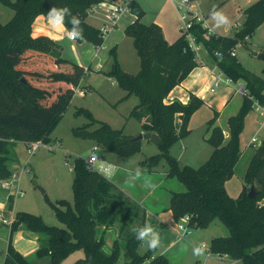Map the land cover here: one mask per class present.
Here are the masks:
<instances>
[{
  "label": "trees",
  "instance_id": "trees-1",
  "mask_svg": "<svg viewBox=\"0 0 264 264\" xmlns=\"http://www.w3.org/2000/svg\"><path fill=\"white\" fill-rule=\"evenodd\" d=\"M102 1L0 0V4L14 10L8 21H0V180L13 172L16 154L12 143L51 141V134L85 73L80 65L63 57V48L57 40L33 34L36 18L39 15L56 18L74 31L80 41L89 40L101 46L105 34L89 23L87 16ZM130 6L136 18L126 26L125 33L133 39L141 67L135 74L126 71L113 47L110 53L114 62L108 74L127 91L126 97L134 94L139 98L130 115L142 121L143 130L161 138L160 152L142 160L141 167L151 171L165 159L168 176L185 185V190L172 194L170 209L176 221L190 215V225L206 228L218 219L229 229V234L211 239V252L227 254L240 264H264V140L249 162L241 194L235 198L226 189L242 153L240 134L247 112L255 100L264 104V78L247 69L232 55V50L240 42L247 43L246 37L250 38L264 23V0L244 9L241 28L233 35L211 33L206 37L208 28L198 22L192 30L197 42L206 48L207 58L222 73L235 82H245L243 104L228 118L229 136L215 124L216 115L208 121L207 141L213 151L198 167L181 165L170 147L190 133L189 120L204 100L194 93L187 103L170 100L168 96L202 62L184 33L169 42L159 24L142 20L145 10L137 0H132ZM257 55L264 59V50ZM83 111L91 122L74 128L76 136L92 139L123 157L141 151V139H133L123 128H115L103 120L92 128L98 120L87 108L77 112ZM178 115L182 120L179 129ZM73 170L74 203L64 199L54 203L65 227L47 224L40 214L17 212L3 264H31L12 242L14 231L21 226L39 235L36 254L48 256L49 264H61L77 250H83L84 256L70 264H169L167 256L156 253L157 247H149L150 237L144 241L136 239L147 221V209L141 202L111 178L90 169L84 157L75 158ZM252 185L257 191L255 197L248 195ZM13 207L14 196L9 195L8 208ZM114 228L117 234L108 248L107 233Z\"/></svg>",
  "mask_w": 264,
  "mask_h": 264
},
{
  "label": "rangeland",
  "instance_id": "rangeland-1",
  "mask_svg": "<svg viewBox=\"0 0 264 264\" xmlns=\"http://www.w3.org/2000/svg\"><path fill=\"white\" fill-rule=\"evenodd\" d=\"M255 1L257 0H203V6L205 8L203 14L204 16L208 14L206 18L204 17V23L214 34L230 33L233 35L241 28V24L245 18L244 9ZM139 2L146 10L145 15L142 17L144 22L151 23L158 13H161L167 22L172 20V9L170 8L173 6L174 1L139 0ZM0 9V21L2 22L8 21L14 15V10L10 7L0 4ZM106 12V8L103 4H96L89 11L87 21L99 28L103 27L105 23H111V20L106 16ZM178 21L179 25H181V20L178 19ZM179 30L181 32L180 27ZM60 43L63 47L62 55L64 58L74 63L81 64V62L77 60V57L80 58L81 54L86 59L83 66L88 67L91 65V69L83 74L79 82L80 87L91 90L92 94L80 96L76 93L68 106L63 110V117L52 132L51 141L49 142L50 144H56L59 141L60 145H56V149L51 150L49 147L41 146L29 157L27 144L25 142L17 141L12 143L17 153V159L21 161L16 169L20 170L24 161L29 157L30 171L20 176L19 187L20 193H23L22 195H16V182L11 191H9L2 188V179L0 180V218L8 213H12L15 217L16 213L19 211H28L40 214L49 225L65 227L56 214L54 203L60 199L67 200L72 204L74 203L73 166L75 158L79 156L84 158L89 156L93 146L96 144L92 139H85L74 134V128L82 127L91 122V117L88 113L85 111L78 113V109H89L93 117L98 120L96 123L94 122V124H92V128L98 127L100 120L110 123L115 128H123L126 134L133 136L138 135L137 133L143 128L142 121L130 115L135 105L139 102V98L134 94L126 97L127 91L119 85L115 77L108 74L114 62V57L110 53V49L113 47L118 49V61L126 71L135 74L140 70V57L134 46L132 37L126 35L120 44L115 43L113 45L109 44L106 38L104 44L101 46H96L89 40L80 41L79 39L76 40L77 44H75V46L66 39L60 40ZM81 43L84 44L82 47L77 46ZM116 44L118 47L114 46ZM262 50H264V23L257 28L255 33L247 40V43L240 42L237 44L234 48V53L247 69L251 70L259 77L264 78V59L255 54L260 53ZM97 52L100 54L98 57H95ZM198 52L200 56H205L207 54L206 48L202 44H200V50ZM94 57L95 59L93 60ZM99 62L101 63L97 67ZM101 66L102 68L99 69ZM235 84L245 85V82L239 80L236 81ZM243 93H241L240 96H242ZM251 111L257 110L252 106L247 112L246 117ZM215 115L217 121L219 116L217 110L214 112V116ZM260 116L259 120L262 121L263 116ZM221 124L223 127L227 125L226 118L222 119ZM196 128L201 129L196 130L191 137L201 139L204 137L206 129L208 128V122ZM190 133L188 135H190ZM257 139H261V136L258 135ZM141 140V151L131 157H123L125 158L124 161L120 162L121 166L127 169L131 168L133 172L132 175H127L122 178V182L126 185H138L139 183H136V177L138 178L143 174L140 173V170L143 169L140 165L141 161L160 152L159 146L157 147L147 139ZM258 142L253 145L249 144L244 155L245 158L252 154ZM99 151L106 158L118 155L109 152L103 145H100ZM119 156L120 155H118V157ZM200 163L203 162L193 163L191 165L198 167ZM159 166L160 168H167L168 163L163 159ZM134 173H137L136 176ZM179 184L182 186L183 190L186 189L183 183ZM164 186L161 190L166 192V199L170 201V188ZM124 190L126 189L124 188ZM138 191H142L140 186H138ZM10 194L14 195V207L12 210L7 208L8 195ZM155 195L157 194L154 193L153 197ZM188 230L190 231L189 237L165 255L169 259V264H223L221 258L229 260L232 264H239L230 256H223L220 253L211 252L210 250L209 258L206 256L207 252H203V255L200 256L195 254L196 249H200L202 243H206L210 248L211 238L214 235L229 234V229L220 220L215 219L206 228H198L190 225ZM113 231L115 232V228ZM10 237L11 225L3 223L2 219H0V264L4 263ZM33 241L34 237L32 231L24 226L14 231L12 236L13 245L21 248L32 264H49L50 258L48 256H37L35 249L36 245L32 247ZM39 246L40 241L38 247ZM83 255V250H77L65 258L61 264H70V262L75 261Z\"/></svg>",
  "mask_w": 264,
  "mask_h": 264
},
{
  "label": "crops",
  "instance_id": "crops-1",
  "mask_svg": "<svg viewBox=\"0 0 264 264\" xmlns=\"http://www.w3.org/2000/svg\"><path fill=\"white\" fill-rule=\"evenodd\" d=\"M137 1L139 2V0ZM170 9H172L171 21L167 22L162 16V14L158 13L154 21H152L151 23L154 22L159 24L164 32L166 39L169 42H174L181 35V32L179 30L180 25L178 21V19L180 18H179V12L175 6V2H173V6ZM203 11L205 12L204 6H203ZM205 15L206 17L208 16V14ZM135 18L136 16L134 14H130L122 17L118 21L116 27L111 29V32L108 35H106L105 38L107 39V42L111 45L115 43L120 44V42L127 35L125 33L126 26ZM67 31L68 29L66 28V26L62 21L52 17L47 18L44 15H39L33 24V34L35 36L42 34L49 35L53 39L57 40L59 43L60 40L66 39L75 46V44H77L76 43L77 39L76 40L70 39L67 34ZM226 34L232 35L230 33H226ZM117 44L114 46L118 47ZM82 45L84 44L81 43L78 44L77 46L82 47ZM99 54L100 53L97 52L95 54V57H98ZM95 57L93 58V60L95 59ZM201 58H202L201 65L195 67L187 75V77L183 80V82L180 85H177L170 92L168 96V99L170 100L179 99L183 103H187L190 99V94L194 93L204 100V104L193 113V115L189 120L188 125L190 127L189 129L191 130L190 135L185 136L184 138H180L177 142H175V144L170 149L171 154L178 158L179 163L181 165H186V164L191 165L193 163H198V162L204 163L212 154L213 147L207 141V137L210 131L207 128L204 137L201 139L193 138L191 137V135L195 133L196 130L201 129L196 127H200L204 124H207V122L214 116L215 110H217L219 112V116L215 124L216 125L219 124L222 126L221 124L222 119L226 118L227 125H224V127L222 126V128L224 130L225 135L228 137L230 133L228 118L239 111L244 100L243 91L237 88L239 85H236L235 82L233 84H227L225 81L220 79V76L224 77L225 74L221 73V71L218 69L216 64L213 63L212 60L207 58V54L205 56L201 55ZM77 60L81 62V64L78 63V65L84 68L85 72L91 69V65H89L88 67L83 66V64L86 62V59L81 54H80V58L77 57ZM100 63L101 62L98 63L97 67L100 65ZM100 68H102V66L99 67V69ZM241 93H243L242 96H240ZM260 115L263 116L262 114ZM260 115L259 112L257 111H251L244 121V128L240 134V149L242 153L239 161L235 166L234 175L226 182V189L229 195L235 198L241 194L244 188V184H245L244 178L249 162L253 154L255 153L258 145H260L261 142L264 140V123H263V119L262 121L259 120ZM181 123L182 120L178 115L176 118V127L178 129L180 128ZM141 132H146V131L143 130L142 128V130L139 131L137 134ZM258 135L261 136V139L259 140L257 139ZM257 142L258 144L254 147L252 154H250L251 156L248 155V157L245 158L244 155L249 147V144L253 145L254 143ZM156 146L158 147V145ZM15 154L17 155L16 152ZM104 158L110 162L115 163L118 166L117 169L114 170L113 174L109 176V178H111L115 183H117L123 189L125 188L126 191L131 196H133L135 199H137L147 208L146 227H151L153 229V235L149 237L151 239L153 238L158 239V244L156 246L157 254L161 253L167 255L175 246L179 245V243L181 242H184V240L189 237V233L186 236L182 237V233L178 228V224H177L178 221H176L173 211L170 209L171 200L169 199L170 201H168V199H166V192L161 190L164 185L169 187L170 188L169 190L171 191L170 198H172L173 192L183 191L182 186H180L179 184L181 182L175 177L168 176V172H167L168 167L160 168L159 166L160 164H159L151 171L142 169L140 170V173L143 174H141V176H139L138 178L136 177L137 179L136 183L139 184L126 185L125 183L122 182V178L126 177L127 175H132L133 172L131 171L132 170L131 168L127 169L121 166L120 162H123L125 158H123V156H121L120 158V156L118 157V155H114L113 157H109V158L106 157ZM20 162H21L20 159H17L16 156L11 166L12 169L15 170L16 168H18ZM203 163H200V165H202ZM138 186L141 187L142 191H138ZM154 193L157 195L153 197ZM7 208H8V204H7ZM11 214L8 213L4 215L11 216ZM32 233L34 237L32 247L36 245L35 249L37 250L39 245V235L34 232ZM107 234H108L107 246L108 248H110L113 239L116 237L117 232L116 231L114 232L113 229H111L108 231ZM225 235L227 234L214 235L212 238L216 236H225ZM108 240L109 243L111 242L110 244L108 243ZM16 249L19 250L23 255H25L21 248L17 246ZM221 260L223 261V264H232V262H229V260L227 259L221 258ZM234 260H236V262L240 264V261H238L237 259Z\"/></svg>",
  "mask_w": 264,
  "mask_h": 264
},
{
  "label": "built area",
  "instance_id": "built-area-1",
  "mask_svg": "<svg viewBox=\"0 0 264 264\" xmlns=\"http://www.w3.org/2000/svg\"><path fill=\"white\" fill-rule=\"evenodd\" d=\"M131 1L132 0H104L101 2V4H103V6H105L106 8L107 11L106 16L111 20V23H105L103 27H100L104 32L105 37L111 31V29L116 27L118 21L122 17L133 14L130 6ZM173 1L175 2V6L179 12V18L181 20V25H180L181 32L185 34L186 38L189 41L190 46L197 53L198 58L202 60L198 52L200 50V44L197 42V38L192 30L195 27L196 22H198L201 23L203 27L208 28V31L206 32L205 35L206 37H208L211 33H213L211 29L204 23L205 22L204 19L206 18V15L204 16L203 14L204 12L203 0H173ZM67 34L70 39L72 40L77 39L74 31L68 30ZM246 38L249 39V36H247ZM216 54L219 57L221 56L219 52H216ZM232 55H235L234 49L232 50ZM220 79L225 81L227 84H233L235 82L232 78L226 75L224 77L220 76ZM237 88L245 92V88L243 84H239ZM76 93H78L80 96H85L87 94H91V90L77 86L75 89V94ZM253 106L260 114L263 115V123H264V104L255 100ZM26 144H27V152L30 157L32 154L36 152V150L39 147L46 146L49 147V149L54 150L57 148L58 145H60V142L58 141L56 144H50L44 142L43 140H35V141L27 142ZM99 150H100V145L95 144L89 156L85 157L84 160L86 161L90 169L96 170L109 177L110 175L113 174L114 170L117 169L118 166L115 163L106 160ZM29 157L24 161V164L20 168V170L18 169L13 170L12 174L8 178H5L4 180L1 181L2 188L11 191V189L13 188L16 182V195L23 194L20 193L19 181L21 174L30 171ZM1 219L3 223L12 225V223L15 220V217L13 215L11 216L3 215ZM190 220H191V216L185 215L178 222V228L182 233V237L186 236L189 233L188 227L190 226L189 224ZM200 250L202 252H207L206 256L210 257V252H209L210 248L206 243H202V245L200 246ZM221 255L228 256L227 254H221Z\"/></svg>",
  "mask_w": 264,
  "mask_h": 264
},
{
  "label": "water",
  "instance_id": "water-1",
  "mask_svg": "<svg viewBox=\"0 0 264 264\" xmlns=\"http://www.w3.org/2000/svg\"><path fill=\"white\" fill-rule=\"evenodd\" d=\"M255 54H257V53H255ZM22 80H24V79H22ZM133 139H136V140H138V139H147V140L155 143L158 146L161 143L160 136L157 133H154V132H141L138 135L134 136ZM256 194H257V191L255 189V185H252L248 195L250 197H255Z\"/></svg>",
  "mask_w": 264,
  "mask_h": 264
},
{
  "label": "clouds",
  "instance_id": "clouds-1",
  "mask_svg": "<svg viewBox=\"0 0 264 264\" xmlns=\"http://www.w3.org/2000/svg\"><path fill=\"white\" fill-rule=\"evenodd\" d=\"M53 11H55V9H53ZM151 235H153V229L151 227H145L144 229L138 232L136 239L144 241L147 240L148 237ZM157 244H158V239L153 238L149 243V247L154 249L157 246ZM195 254L200 256L203 255V252H201L200 249H196Z\"/></svg>",
  "mask_w": 264,
  "mask_h": 264
}]
</instances>
